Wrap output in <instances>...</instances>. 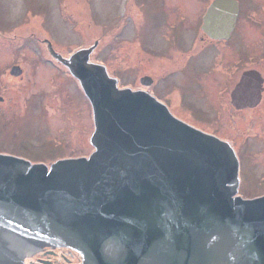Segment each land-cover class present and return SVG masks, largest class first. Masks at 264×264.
Returning <instances> with one entry per match:
<instances>
[{
	"label": "water",
	"instance_id": "95a60500",
	"mask_svg": "<svg viewBox=\"0 0 264 264\" xmlns=\"http://www.w3.org/2000/svg\"><path fill=\"white\" fill-rule=\"evenodd\" d=\"M238 14V0H214L202 28L228 39ZM48 42L92 104L93 133L80 157L0 153V264H27L47 247H69L81 264H264V187L239 195L233 146L149 92L120 88L91 59L97 42L69 57ZM259 75L243 73L236 107L260 101Z\"/></svg>",
	"mask_w": 264,
	"mask_h": 264
},
{
	"label": "rangeland",
	"instance_id": "374dc122",
	"mask_svg": "<svg viewBox=\"0 0 264 264\" xmlns=\"http://www.w3.org/2000/svg\"><path fill=\"white\" fill-rule=\"evenodd\" d=\"M143 1L0 0V152L22 156L34 163L88 152L93 133L91 102L80 81L51 54L47 39L62 54L81 42L85 48L97 42L91 59L105 64L108 72L120 77L121 85L138 86L139 76L146 72L139 68L135 51L127 47L139 40L133 22H140L139 6ZM193 1L202 5V0ZM245 1L258 15L255 22L247 23L245 19L244 28L254 33L256 44H264V0ZM175 11L186 12L182 7ZM193 20L192 23H197ZM195 37L201 42V37ZM129 62L132 64H126ZM155 64L156 60L149 65ZM16 66L18 69H13ZM194 67L197 69L195 64ZM212 76H216L219 85L210 102L204 98L182 103L184 107L188 105V119L207 123L198 107L201 105L216 113L212 128L222 136L237 139V144L247 150V159L240 170L239 193L263 188L264 104L240 114L235 112L218 93L226 84L227 75L220 72ZM198 78L190 74L181 90L198 87ZM168 85L173 88L172 83ZM168 96L178 97L171 93ZM240 134L245 141L240 142ZM37 252H27V263L47 255L41 254L43 250ZM79 261L77 258L73 264Z\"/></svg>",
	"mask_w": 264,
	"mask_h": 264
},
{
	"label": "flooded vegetation",
	"instance_id": "af4514ba",
	"mask_svg": "<svg viewBox=\"0 0 264 264\" xmlns=\"http://www.w3.org/2000/svg\"><path fill=\"white\" fill-rule=\"evenodd\" d=\"M213 1L202 0V5L193 0L143 1V4L139 6L140 22L139 24L133 22V27L138 29L139 40L130 43L127 49L135 51V57L139 58V68L146 73L139 76L140 85L137 87L127 85V87L149 92L168 106L178 118L228 141L236 150L241 170L243 161H246V156H248L247 150L240 147L241 143L237 144V139L228 135L222 136L212 128V120H217L216 113L214 114L204 105L198 106V102H196L207 122L201 124L195 120L194 122L189 120L188 105L187 107L182 105V103L187 104L192 100L204 98L210 102L219 85L217 78L215 80L216 76L212 75L220 72L227 75V82L221 91L218 90L219 97L222 100H228L235 112L240 114L245 110H253L264 104V44H259L260 46L256 44L254 41L257 39L253 36L254 33L246 34L247 27L244 28L243 24L245 19L247 23L248 21L255 22L257 20L255 15L258 13L253 11L254 9L247 4V1L239 0V14L231 36L228 39H214L202 29L203 18ZM179 7L185 9V14L175 11ZM249 11L251 14H248ZM193 18L197 20V23H192ZM195 35L201 37V42L196 40ZM154 60L157 61V64L151 67L149 64ZM244 63H246L245 66H243ZM126 64L131 65L132 62ZM248 70L259 72V76L263 79L261 99L256 107L238 109L232 103V92L241 80L243 73ZM190 74L199 77L198 87L190 91H182L181 85ZM175 76H179V78ZM168 83L173 84L172 89L169 88ZM169 93L177 95V99L169 97ZM240 136V142L245 141L243 134ZM237 138L239 139V134H237ZM51 251L53 250H44L41 254L47 255L35 258L30 264H73L75 259H81V255L70 248L60 247Z\"/></svg>",
	"mask_w": 264,
	"mask_h": 264
},
{
	"label": "bare ground",
	"instance_id": "6f19581e",
	"mask_svg": "<svg viewBox=\"0 0 264 264\" xmlns=\"http://www.w3.org/2000/svg\"><path fill=\"white\" fill-rule=\"evenodd\" d=\"M247 34H248V35H250V34H251V31H250V29H248V31H247Z\"/></svg>",
	"mask_w": 264,
	"mask_h": 264
}]
</instances>
